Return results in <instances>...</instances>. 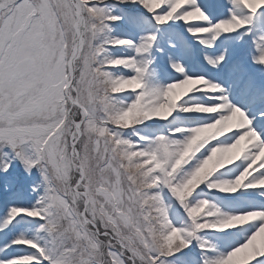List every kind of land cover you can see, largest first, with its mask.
<instances>
[{
  "label": "snow or ice",
  "instance_id": "obj_1",
  "mask_svg": "<svg viewBox=\"0 0 264 264\" xmlns=\"http://www.w3.org/2000/svg\"><path fill=\"white\" fill-rule=\"evenodd\" d=\"M0 264H264V0H0Z\"/></svg>",
  "mask_w": 264,
  "mask_h": 264
}]
</instances>
